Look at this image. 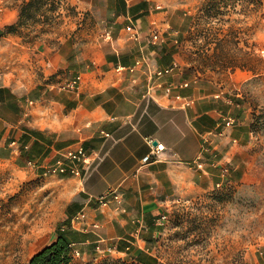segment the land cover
Segmentation results:
<instances>
[{"label": "crops", "instance_id": "obj_1", "mask_svg": "<svg viewBox=\"0 0 264 264\" xmlns=\"http://www.w3.org/2000/svg\"><path fill=\"white\" fill-rule=\"evenodd\" d=\"M28 1L0 0V158L43 176L58 159L71 166L62 153L81 143L87 159L75 164L79 173L50 176L69 186L61 219L74 230L67 235L70 247L82 258H96L100 244L153 264L151 240L160 235L158 224L175 201L244 176L251 132L245 106L235 98L240 93L215 89L210 83L217 81L207 73L189 72L180 42L167 37L173 16L185 17L203 0H61L77 14V31L56 47L45 38L31 41L8 31L20 28ZM153 22L163 36L156 45L146 40ZM129 23L140 27L139 41L128 37ZM142 54L152 70L177 64L164 83L188 85L169 93L157 87L145 98L148 74L128 70ZM77 76L74 89L65 87ZM252 76L245 70L229 75L238 90ZM237 115L232 126L223 124V118ZM157 144L162 149L151 152ZM210 151L220 159L217 165L206 162ZM199 157L205 160L200 169ZM114 191L119 201L109 196L99 203Z\"/></svg>", "mask_w": 264, "mask_h": 264}, {"label": "rangeland", "instance_id": "obj_2", "mask_svg": "<svg viewBox=\"0 0 264 264\" xmlns=\"http://www.w3.org/2000/svg\"><path fill=\"white\" fill-rule=\"evenodd\" d=\"M28 2L20 28L9 32L31 41L45 38L56 47L61 37L77 31L72 25L77 14L61 0ZM179 15L167 37L180 42L189 72L207 73L217 81L210 83L215 89L240 93L235 98L245 106L251 137L243 178L224 180L170 206L158 224L160 235L151 240L153 264H264V0H203ZM238 70L253 74L240 90L229 77ZM50 176H35L0 158V264H28L59 232L69 186ZM78 252L71 248L70 264H146L115 252L97 251L96 258Z\"/></svg>", "mask_w": 264, "mask_h": 264}, {"label": "built area", "instance_id": "obj_3", "mask_svg": "<svg viewBox=\"0 0 264 264\" xmlns=\"http://www.w3.org/2000/svg\"><path fill=\"white\" fill-rule=\"evenodd\" d=\"M125 30L127 32L128 37L133 40V41H139L142 38V33H141V29L140 27H138V25L134 24V23H129L125 26ZM106 35L109 37V33L107 32ZM149 44L152 45H156L159 44L160 42L163 41V36H162V32L161 29L158 28L157 25H155V23L153 22L151 24V27L149 28L148 34H147V39H146ZM177 64L173 63L171 65L168 66H164L162 68H155L154 70L151 69V63H150V59L146 56V55H140L139 57L135 58L132 65H130L128 67V70L131 72H134L137 69H141L144 71V73H147L149 78L146 84V91L144 93V97H152V90L154 88L157 87H162L164 86L165 91L167 93H169L171 91V89L174 86H178V87H185L188 85V82L185 80H180L177 83L175 82H166L164 83L162 81L163 77H165L168 74H172L175 69L177 68ZM79 76L71 79L70 81H68L65 85V87L67 88H71L74 89L79 81ZM216 97L219 96V93H217L215 95ZM176 99H181L180 95H175ZM190 99H186V103H189ZM237 122V118H235L234 116H227L225 118H223V124L225 126H232L233 124H235ZM151 141V140H150ZM162 149V145L161 144H157L155 146H153V150L151 152L153 153H159V151ZM210 155L212 157H210V159L208 158L206 160V162H210L213 165H217L220 161L219 158H217V155L214 151H210ZM149 154L144 156L143 160L146 161L149 158ZM62 158L64 159H68L72 162L71 166H66L63 162L62 159H58L55 164L50 165L48 167H46L44 174L47 175H60V174H64L66 172H69L70 174L76 175L79 173L78 168L76 167L75 164L80 163V162H86L87 156L85 154V150L84 147L81 143L76 144L73 147L67 148L63 151L62 153ZM200 160V157H199ZM204 159L197 161L196 162V167L197 168H202L203 164H204ZM28 166L34 168L36 167L38 164L34 163L32 161H28ZM226 169L222 168V176L225 175ZM220 184H217V186H219ZM111 196L113 199L119 201L121 198L119 196V194L117 192H109V193H105L102 196H100L99 198V203L104 205L107 203L108 197ZM166 216H162V220L165 219ZM82 218V215L77 216L76 218H74V222H78V220H80ZM70 246H73L72 244H70ZM96 251H98L99 253H105V252H110L111 249L110 248H103L100 246V244H97L95 246ZM74 252L76 254H78V250L74 249Z\"/></svg>", "mask_w": 264, "mask_h": 264}, {"label": "trees", "instance_id": "obj_4", "mask_svg": "<svg viewBox=\"0 0 264 264\" xmlns=\"http://www.w3.org/2000/svg\"><path fill=\"white\" fill-rule=\"evenodd\" d=\"M26 4H29V2ZM25 5L23 6L21 13ZM9 28H12V26ZM73 231L74 230L67 225V221H63L54 240L33 254L28 264H70L71 248L67 235H70Z\"/></svg>", "mask_w": 264, "mask_h": 264}]
</instances>
